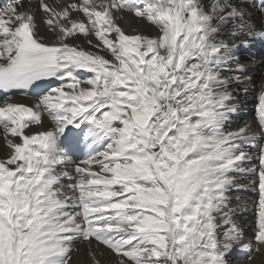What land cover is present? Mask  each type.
<instances>
[{
  "label": "snow or ice",
  "instance_id": "snow-or-ice-1",
  "mask_svg": "<svg viewBox=\"0 0 264 264\" xmlns=\"http://www.w3.org/2000/svg\"><path fill=\"white\" fill-rule=\"evenodd\" d=\"M248 2L39 0L48 41L32 0H0V89L37 90L31 105L0 101V264H73L77 240L91 264L101 246L115 264L264 253V145L255 245L228 195L256 171L242 165L257 133L226 130L238 110L232 85L250 79L235 53L264 40V0L259 28ZM125 13L156 34L126 32ZM257 118L264 130V85Z\"/></svg>",
  "mask_w": 264,
  "mask_h": 264
},
{
  "label": "bare ground",
  "instance_id": "bare-ground-1",
  "mask_svg": "<svg viewBox=\"0 0 264 264\" xmlns=\"http://www.w3.org/2000/svg\"><path fill=\"white\" fill-rule=\"evenodd\" d=\"M33 10L35 11L36 4L31 5ZM125 16L127 17V22L121 20L119 23L121 26L125 29V31H130L131 29H137L141 32H144L146 34L154 35L156 34L157 30L153 28L152 26L148 25L146 22L138 20L131 16V14L125 13ZM35 17H36V24L38 25V33L40 36L44 37L46 40L51 41L52 35L51 33L45 28L42 17L43 13L36 12L35 11ZM72 42V41H70ZM75 43L81 44L85 49H89L90 46L82 40V38H78ZM92 51H96L95 48L91 49ZM102 55H105L106 58L111 59V56L107 52H102ZM264 79L263 77L260 81ZM233 86V85H232ZM14 102L22 103L19 99H12ZM47 118L45 117V127H49ZM40 129L37 126H32L29 129H26L27 132H35L39 131ZM6 149L4 147L3 138L2 135H0V158H3L5 155ZM259 179L258 176H253L252 178L248 177H240L239 183L243 185L244 187L241 188L239 191H231L228 195L230 197V204L229 207L234 210L233 218L237 222V224L244 230V240H246V236L250 237L251 233H248L250 231H253L254 233L257 231V224L254 225V215L256 213V207L254 202L243 196V191L246 189V182H253L257 181ZM65 191H69L68 189H65ZM96 242L93 240V247L95 248ZM255 245V240L254 244ZM74 249H78L79 251H73L72 257H73V264H75L80 258H84L86 263L85 264H91V259L88 256V244L82 240H77L74 244ZM100 251L103 252L102 256H97V259L100 260L101 264H115L116 256L115 254L109 252V250H105L104 248L100 247ZM236 254L240 255V258L236 256ZM248 255L253 256V260H248ZM248 255L245 256V253L240 251L239 248L235 249L233 253L228 257L229 264H264V253H248ZM126 259V258H125ZM84 264V263H83ZM128 264H132L131 261H128Z\"/></svg>",
  "mask_w": 264,
  "mask_h": 264
},
{
  "label": "rangeland",
  "instance_id": "rangeland-1",
  "mask_svg": "<svg viewBox=\"0 0 264 264\" xmlns=\"http://www.w3.org/2000/svg\"><path fill=\"white\" fill-rule=\"evenodd\" d=\"M102 248H104L106 251L107 250H109V249H107L105 246H101ZM109 252H111L110 250H109ZM112 253V252H111ZM114 254V253H113ZM85 264L86 263V261H85V259L84 258H80L75 264Z\"/></svg>",
  "mask_w": 264,
  "mask_h": 264
}]
</instances>
